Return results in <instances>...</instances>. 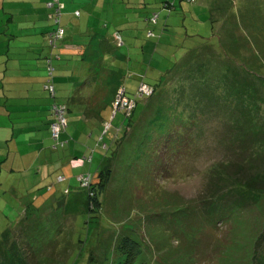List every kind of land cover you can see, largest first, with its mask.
Returning a JSON list of instances; mask_svg holds the SVG:
<instances>
[{
    "label": "rangeland",
    "instance_id": "obj_1",
    "mask_svg": "<svg viewBox=\"0 0 264 264\" xmlns=\"http://www.w3.org/2000/svg\"><path fill=\"white\" fill-rule=\"evenodd\" d=\"M62 1L68 7L73 1L82 16L103 10L95 17L104 35L118 11L124 22L134 19L135 30H119L129 45L122 47L129 60L123 71L128 95L142 80H163L153 96L137 100L132 117L120 107L115 115L104 110L98 142L87 144L78 132L73 140L79 116L68 113L67 143L80 146L71 176L57 166L39 190L49 187L54 201L28 206L20 216L18 202L0 192V215L2 202L10 213L0 216V231L8 235L0 240V264H118L116 247L126 236L139 244L136 264H264V0H209L218 8L211 11L204 0L182 6L176 0L169 13L166 0L146 9L142 0H127L137 5L134 10H123L122 0L109 1L114 10H106L104 0ZM153 14L157 23L146 24ZM36 58L32 64L43 63ZM59 65L52 64L54 76ZM83 67L76 63L78 73ZM92 77L86 71L77 78L80 87ZM54 96L66 103L62 91ZM122 97L119 87L113 106ZM48 142L53 160L65 156L69 162L67 145L54 149ZM100 166L109 174L98 196L101 210L86 214L78 206L67 215L64 207L81 186L77 178L93 176ZM59 176L66 180L56 182Z\"/></svg>",
    "mask_w": 264,
    "mask_h": 264
},
{
    "label": "crops",
    "instance_id": "obj_2",
    "mask_svg": "<svg viewBox=\"0 0 264 264\" xmlns=\"http://www.w3.org/2000/svg\"><path fill=\"white\" fill-rule=\"evenodd\" d=\"M109 1L104 0L106 10H114V4ZM194 1L182 0L180 6ZM49 2L50 0H8L6 7L4 0H0V192L7 194V199L14 198L18 202L17 214L20 216L28 206L41 208L49 201H54V197L48 195L49 187L45 189L44 194L39 193V190L47 182L46 177L50 171L57 170V166L63 167L65 173L71 176L73 170L70 161L75 163L77 145L80 146L78 142L74 145L68 143L70 150L66 158L69 162L65 161V156L58 158V161L49 156L48 124L51 119L50 105L53 101L43 90L47 57L52 56V64L54 61L60 62L59 73L54 76L56 90L62 91V96L67 98L68 113L71 110L77 111L79 116L73 140L78 132L81 138L85 135L87 144L93 140L98 142L99 128L106 123L102 112L110 108L112 97L119 87H123L126 92L128 90V85L123 81V71L129 60L122 47L129 45L123 40L119 30H127L130 25L135 30L134 19L129 23L124 22L125 18L118 11L120 17L111 29L114 32L107 30L104 35L99 19L95 17H101L103 10H98L92 17L88 12L82 16L73 1L68 3L69 7L62 1L64 12L61 14L60 25L64 30V38L57 43L56 48L50 49L46 47V37L54 29V25L48 18L51 13ZM173 2L172 6L169 0H166L169 5L163 7L174 9L177 2ZM204 2L207 10L218 9L212 7L209 0ZM128 4L127 0L120 3L123 10H134L137 6L132 8V5ZM85 5H88V0ZM154 5L156 0L140 2L143 9ZM70 18L73 22L80 20L78 25L71 24ZM146 20L147 18L145 22ZM124 25L127 27L124 28ZM130 38H134V35ZM39 48L46 49L43 55L38 54ZM36 56L43 59V63L32 64L31 62L37 59ZM78 62L84 65L80 73L75 68ZM86 71L93 74L92 81L81 88L77 78L85 75ZM135 76L133 73L131 78ZM135 85L133 82L129 88L134 90ZM87 92L91 93L89 98L81 102V95ZM81 104H84V107ZM79 111L84 113L78 114ZM61 139L68 140L66 132L61 134ZM11 152L14 158L8 163ZM91 160L89 158L87 162L90 164ZM61 178L62 180L57 178L56 182L66 180ZM2 203L5 209L0 216L6 218L5 214H10L6 213L8 203ZM6 232L0 231V238H8V235L4 236Z\"/></svg>",
    "mask_w": 264,
    "mask_h": 264
},
{
    "label": "trees",
    "instance_id": "obj_3",
    "mask_svg": "<svg viewBox=\"0 0 264 264\" xmlns=\"http://www.w3.org/2000/svg\"><path fill=\"white\" fill-rule=\"evenodd\" d=\"M62 1V0H60ZM182 2V0H180ZM163 6L165 5H169L168 3L165 2H162ZM172 5V4H171ZM173 6V5H172ZM165 10H168L167 12L169 13L170 12V8L166 9L165 7H163ZM52 12L49 14L48 18L49 20L52 22V24L54 25V29L47 34V37H46V47L48 46V48L50 49H54L57 47V43L60 42L63 38H64V35L62 38L60 39H57L55 40L53 43L51 42L50 43V34H53L54 30L57 28V25L54 23V19L51 18ZM154 16H158L157 14H153L150 18H147L146 22L147 23H151V24H156L157 23V19L152 21V19L154 18ZM61 19V18H60ZM61 27V25H60ZM152 35H154L153 33H148V36L151 37ZM57 57V56H55ZM52 56H48L47 57V64H46V76H45V83L43 85V88L45 87L47 81H50L52 83V85L54 86V90H55V94H56V85H55V82H54V68L52 66ZM175 65L172 66V70L175 68L174 67ZM49 67L53 68V71L51 72V76L49 75ZM171 71H168L167 74L171 73ZM175 70V69H174ZM173 70V71H174ZM163 78L162 76L160 77H153V83L152 84H149L147 82H145V80L143 81H140V83L138 84L136 90L134 91V93L132 95H128L127 92L125 91V89L122 87L121 89L123 90V97L127 100H131V102L133 103V107L131 109L132 113L129 115L130 117H132L133 115V112L134 110L136 109V103H137V100L138 99H143V98H150L151 96H153L156 92V89L157 87L161 84ZM141 85H146L147 87H149L151 89V94L150 96H138V91H139V87ZM47 96L48 98L53 101V103H51L50 105V112H51V119L49 121V124H48V129H49V133H50V140L51 142L53 143V148H61L63 149L65 147V145H68L67 143V140H62L61 139V134L63 132L66 131V128L68 126V119H67V115H68V112H69V108H68V105L67 104H61V103H57L55 102L54 100L56 99V96L52 97L50 94L47 93ZM63 106L65 105L66 107V111H67V115H66V125L64 127H61L60 128V132H59V136L56 140L52 139V136H51V131H50V124L54 121V118H53V107L54 106ZM111 109V112H113L115 115L118 111L115 110V108L113 107V104L111 102V106L110 108ZM127 117V115H125ZM128 116V117H129ZM62 144V145H61ZM89 160V159H87ZM108 172L106 169H104V167L101 168H98L95 176H90V174H83V175H80V176H88L90 178V182L88 184L87 187H82L80 186L79 189L73 194L72 198L67 202V204L65 205L64 207V211L67 215L69 214H76V210L78 209V206H83V208L85 209L86 211V214H94V215H97L99 210H101V205H100V202H99V195L100 193L103 191V189L105 188V185H106V181L108 179V176L109 174L106 173ZM103 175H105L106 177H103ZM94 177H95V183H94ZM81 185V184H80ZM2 238H0L1 240ZM262 251H260L259 249V253L262 255L264 254V248L262 247L261 249ZM116 251L118 252V254L120 255V258H121V262H119L118 264H136V260L138 259V257L140 256L141 252H140V247H139V244L131 239L130 237H123L120 239V241L118 242L117 244V247H116Z\"/></svg>",
    "mask_w": 264,
    "mask_h": 264
},
{
    "label": "built area",
    "instance_id": "obj_4",
    "mask_svg": "<svg viewBox=\"0 0 264 264\" xmlns=\"http://www.w3.org/2000/svg\"><path fill=\"white\" fill-rule=\"evenodd\" d=\"M48 7L52 12L51 18L54 19V23L57 25V28L54 30L53 34H50L51 36L50 43L51 42L53 43L55 40L62 38L64 34V30L62 29V27H60V16H61V11L63 9V4L60 2V0H51V2L48 4ZM52 71H53V68L49 67L50 76H51ZM44 88L52 97H54L55 90H54V86L52 85L50 81H47ZM138 94H139L138 96L140 97L150 96L151 89L145 85H141L139 87ZM113 107L115 109H117V107H120V108H123L124 110L127 109L128 111H130L133 107V103L125 98H123V100L117 99L115 100V104ZM66 115H67V111H66L65 106H54L53 107L54 121L50 124V131H51L52 139L56 140L59 136L60 128L66 125ZM77 179L83 188L87 187L90 182V178L88 176H79ZM58 180H62V178L58 177ZM67 192L68 191H65V193Z\"/></svg>",
    "mask_w": 264,
    "mask_h": 264
}]
</instances>
